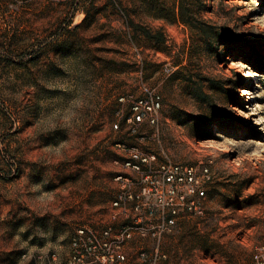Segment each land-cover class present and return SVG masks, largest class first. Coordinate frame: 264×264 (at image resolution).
<instances>
[{
    "label": "rangeland",
    "instance_id": "1",
    "mask_svg": "<svg viewBox=\"0 0 264 264\" xmlns=\"http://www.w3.org/2000/svg\"><path fill=\"white\" fill-rule=\"evenodd\" d=\"M255 68L264 0H0V264H61L73 231L107 218L116 178L137 181L132 149L210 173L203 215L166 237L164 264H253ZM156 98L155 124L135 126L134 104Z\"/></svg>",
    "mask_w": 264,
    "mask_h": 264
},
{
    "label": "built area",
    "instance_id": "2",
    "mask_svg": "<svg viewBox=\"0 0 264 264\" xmlns=\"http://www.w3.org/2000/svg\"><path fill=\"white\" fill-rule=\"evenodd\" d=\"M157 99L134 104L135 126L146 120L155 124ZM128 154L124 167L139 175L137 181L116 178L121 188L107 218L78 226L61 264H164L166 237L179 224L203 215L204 184L210 179L205 166L159 162L138 149ZM50 257L56 260L55 254ZM253 264H264V245L257 248Z\"/></svg>",
    "mask_w": 264,
    "mask_h": 264
},
{
    "label": "trees",
    "instance_id": "3",
    "mask_svg": "<svg viewBox=\"0 0 264 264\" xmlns=\"http://www.w3.org/2000/svg\"><path fill=\"white\" fill-rule=\"evenodd\" d=\"M218 38L222 39L221 34L218 36ZM232 42H234V41L232 40ZM242 58H245L246 59V55H244ZM255 70L258 71V72H260V73H264L263 70H261L260 68H255ZM249 89H250V87H249Z\"/></svg>",
    "mask_w": 264,
    "mask_h": 264
},
{
    "label": "bare ground",
    "instance_id": "4",
    "mask_svg": "<svg viewBox=\"0 0 264 264\" xmlns=\"http://www.w3.org/2000/svg\"><path fill=\"white\" fill-rule=\"evenodd\" d=\"M256 73H257V72H253V74H251L250 76L253 77V78H255V77L258 78L259 76H258V74H256ZM247 92H248L247 94H248V98H249L250 91H247ZM243 94H245V92H243Z\"/></svg>",
    "mask_w": 264,
    "mask_h": 264
}]
</instances>
